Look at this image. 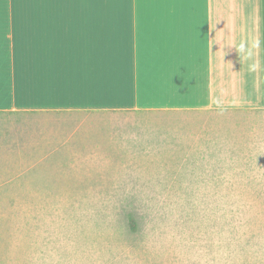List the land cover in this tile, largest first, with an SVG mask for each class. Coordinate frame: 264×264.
<instances>
[{
  "label": "rangeland",
  "instance_id": "obj_1",
  "mask_svg": "<svg viewBox=\"0 0 264 264\" xmlns=\"http://www.w3.org/2000/svg\"><path fill=\"white\" fill-rule=\"evenodd\" d=\"M178 116L0 113V264H264V162L217 146L264 143V113L227 136Z\"/></svg>",
  "mask_w": 264,
  "mask_h": 264
},
{
  "label": "crops",
  "instance_id": "obj_2",
  "mask_svg": "<svg viewBox=\"0 0 264 264\" xmlns=\"http://www.w3.org/2000/svg\"><path fill=\"white\" fill-rule=\"evenodd\" d=\"M33 5L0 11V111L208 115L196 124L224 136L246 124L235 113H264V0ZM253 127L218 149L263 163Z\"/></svg>",
  "mask_w": 264,
  "mask_h": 264
},
{
  "label": "trees",
  "instance_id": "obj_3",
  "mask_svg": "<svg viewBox=\"0 0 264 264\" xmlns=\"http://www.w3.org/2000/svg\"><path fill=\"white\" fill-rule=\"evenodd\" d=\"M2 112H5V111H0V113H2ZM6 113H13V112L12 111H7ZM129 223H130L131 229L134 230L135 229V224H134V220H133L132 217H130Z\"/></svg>",
  "mask_w": 264,
  "mask_h": 264
}]
</instances>
